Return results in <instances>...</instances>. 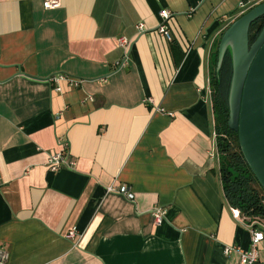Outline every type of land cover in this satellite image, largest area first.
Returning a JSON list of instances; mask_svg holds the SVG:
<instances>
[{"label":"crops","instance_id":"obj_1","mask_svg":"<svg viewBox=\"0 0 264 264\" xmlns=\"http://www.w3.org/2000/svg\"><path fill=\"white\" fill-rule=\"evenodd\" d=\"M239 1L0 0L5 264H237L251 226L223 196L208 86ZM59 140L74 164L54 172Z\"/></svg>","mask_w":264,"mask_h":264},{"label":"water","instance_id":"obj_2","mask_svg":"<svg viewBox=\"0 0 264 264\" xmlns=\"http://www.w3.org/2000/svg\"><path fill=\"white\" fill-rule=\"evenodd\" d=\"M259 16H264V0L225 27L216 46L215 72L227 52L231 75L226 127L235 132L239 152L264 192V21L248 43L249 25Z\"/></svg>","mask_w":264,"mask_h":264},{"label":"trees","instance_id":"obj_3","mask_svg":"<svg viewBox=\"0 0 264 264\" xmlns=\"http://www.w3.org/2000/svg\"><path fill=\"white\" fill-rule=\"evenodd\" d=\"M259 2L247 4L248 6L240 10L232 20H235V18ZM263 17L259 16L250 23L248 28V43H251L259 31H261L264 21ZM222 32L212 46L209 59L208 86L214 119L213 141L215 142L216 155L218 157L216 168L220 179L219 182L221 183L223 196L230 208L236 209L241 216H248L253 219L258 217L264 221V192L257 181L254 180L255 178H253L252 173L239 152L235 132L226 127L228 116L226 99L231 75L230 58L227 52L224 54L218 72H215L216 46Z\"/></svg>","mask_w":264,"mask_h":264},{"label":"built area","instance_id":"obj_4","mask_svg":"<svg viewBox=\"0 0 264 264\" xmlns=\"http://www.w3.org/2000/svg\"><path fill=\"white\" fill-rule=\"evenodd\" d=\"M258 1H262V0H256V2ZM249 4V3H248ZM59 0H43V7L45 9H56V8H59ZM239 8L241 9H244L247 5V2L246 1H243V0H240L238 2V5H237ZM158 16L160 18V23L159 25L157 26L156 28V31L158 33H160V35H163L167 40L169 38V36L167 35L166 33V30H165V21H167L170 17V12L169 11H166L164 9L160 10L158 12ZM142 24H137L136 25V29L140 32L142 30ZM117 42H118V45L122 46L123 48L126 47L127 45V42H126V39L123 38V37H119L117 39ZM125 62V59L115 63V66L117 67H121L123 65V63ZM66 79L67 81H69L71 83V85H73L74 87L77 85V80H74V79H71L67 76H64V75H55L52 77V81H58V79ZM59 89V88H57ZM58 147H60L59 150L51 153V155H49L48 159L46 160L47 161V167L50 171H58L62 168H66V169H71L74 162L73 161H68L66 160L67 159V146H68V143L67 141H61L59 140V143H58ZM217 152H216V148H215V151H214V158L217 162ZM108 190H113V188L111 187H108ZM118 193H121L123 195H125V197L127 198H132V195H131V192L128 191L127 188L125 187H119V189H117ZM163 209L162 208H158V207H155L151 210V216L153 218V222L156 223V224H160L161 223V220L163 218V215H164V211H162ZM233 214L235 215V217H237V212L233 211ZM250 226H251V229H250V234L249 235V243H248V247H246V249H237V252H238V262L237 264H256V261H257V247H258V244L259 242L264 238V233H263V229H264V224H260V223H255L254 221H250ZM257 226V227H256ZM76 236V229L75 228H72L68 231V234H67V237L68 238H72L74 239ZM232 247L230 248H227V247H224L223 248V252L224 254L226 253H229L230 250H231ZM7 254L6 253H0V264H5L6 260H7Z\"/></svg>","mask_w":264,"mask_h":264},{"label":"rangeland","instance_id":"obj_5","mask_svg":"<svg viewBox=\"0 0 264 264\" xmlns=\"http://www.w3.org/2000/svg\"><path fill=\"white\" fill-rule=\"evenodd\" d=\"M243 217H245L249 221H254L255 223L257 222V223H260V224H264V221H263L262 218L256 217V218L253 219L252 217H248V216H243Z\"/></svg>","mask_w":264,"mask_h":264}]
</instances>
